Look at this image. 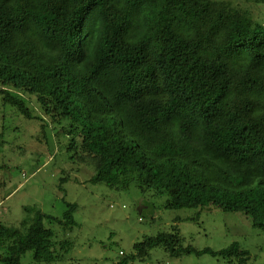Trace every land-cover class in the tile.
<instances>
[{"label": "trees", "instance_id": "obj_1", "mask_svg": "<svg viewBox=\"0 0 264 264\" xmlns=\"http://www.w3.org/2000/svg\"><path fill=\"white\" fill-rule=\"evenodd\" d=\"M0 97L45 138H66L73 172L91 183L154 191L168 210L241 213L264 231V25L233 1L0 0ZM67 208L63 219L39 211L29 225L0 223V264L27 253L58 262L74 242L47 225L69 234L79 206ZM156 248L250 259L238 243L186 246L174 226L118 264Z\"/></svg>", "mask_w": 264, "mask_h": 264}, {"label": "rangeland", "instance_id": "obj_2", "mask_svg": "<svg viewBox=\"0 0 264 264\" xmlns=\"http://www.w3.org/2000/svg\"><path fill=\"white\" fill-rule=\"evenodd\" d=\"M231 1L250 10L256 22L264 25V0ZM32 107L39 109L35 98ZM3 124L7 129L0 138V223L9 227L29 225L39 211L63 219L67 203L79 206L69 234L58 225H47L59 232L60 240L74 242L73 248L54 264H118L132 256L136 243L169 232L174 226L186 246L220 252L238 243L250 253L246 264H264V231L255 229L245 215L216 208L168 210L167 198L156 196L154 191L141 193L135 186L117 191L93 184L88 171L73 172L76 167L63 149L66 138L53 140L49 132L50 137L45 138L41 123L5 110L0 97V130ZM64 171H71L70 181L63 186L66 196L59 189ZM22 264H36L32 253L26 254ZM134 264L241 263L238 258L228 261L211 255L172 258L164 249L156 248L145 261Z\"/></svg>", "mask_w": 264, "mask_h": 264}, {"label": "water", "instance_id": "obj_3", "mask_svg": "<svg viewBox=\"0 0 264 264\" xmlns=\"http://www.w3.org/2000/svg\"><path fill=\"white\" fill-rule=\"evenodd\" d=\"M139 210H140V212H141V208H140Z\"/></svg>", "mask_w": 264, "mask_h": 264}]
</instances>
